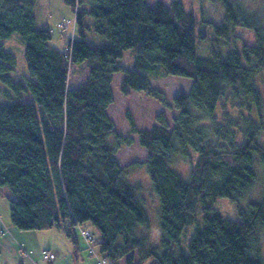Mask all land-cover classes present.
Masks as SVG:
<instances>
[{"label": "trees", "instance_id": "16d2710c", "mask_svg": "<svg viewBox=\"0 0 264 264\" xmlns=\"http://www.w3.org/2000/svg\"><path fill=\"white\" fill-rule=\"evenodd\" d=\"M65 1L80 37L59 49L51 43L52 30L37 24L38 0H0V84L7 97L30 93L35 100L0 103V193L7 187L17 196L10 203L12 225L63 231L76 260L83 250L76 228L90 222L97 235L85 241L95 264L122 258L126 264H264L256 252L264 230V193L244 202L259 169L264 171V97L256 81L264 76L263 15L238 0H220L225 14L212 25L221 43L226 46L237 27L253 29L256 43L201 56L197 45L206 34L196 33L194 12L179 0L152 6L147 0ZM87 16L108 43L86 40ZM13 33L25 41L28 78L10 74L17 61L4 40ZM128 49L134 51L131 68L119 63ZM116 73L123 74V94L145 92L178 111L173 126L162 111L142 129L126 110L130 132L147 151L145 161L126 166L116 157L119 140L130 146L133 139L122 136L108 112ZM72 75L76 87L69 84ZM168 75L192 79L190 90L172 103L149 79ZM179 159L190 163L188 177L176 169ZM136 166L146 168L160 201L162 234L156 245L150 242L140 184L128 179ZM218 198L237 203L240 220L214 211ZM199 209L203 223L185 253L180 237L198 221Z\"/></svg>", "mask_w": 264, "mask_h": 264}, {"label": "rangeland", "instance_id": "374dc122", "mask_svg": "<svg viewBox=\"0 0 264 264\" xmlns=\"http://www.w3.org/2000/svg\"><path fill=\"white\" fill-rule=\"evenodd\" d=\"M157 0H147L149 6H152ZM164 3H168L169 0H161ZM185 8L192 10L196 17V33L204 32L206 37L202 39L197 45V52L201 56H207L213 49L220 48L223 51L229 49L228 47H241L244 43L254 45L256 43V37L254 30L251 28L237 27L234 32L231 33L228 44L226 46L221 42L223 37L217 35L214 31L212 23L219 24L225 14V8L220 0H179ZM244 4L245 9L250 12H257L263 15L262 22L264 25V0H238ZM34 15L36 16L37 24L40 26H46L52 30L51 43L59 49H65L68 45L71 37H80L78 28L75 26L73 33L71 27L64 29L66 26L63 21L74 20V11L72 6L65 0H38L34 8ZM86 24L90 27L84 28V37L91 44L103 45L108 43L109 40L98 34L93 29V18L91 16L86 17ZM25 41L19 33H13L10 37L4 40V48L13 53L16 57V69L10 74L14 79L28 78L30 74L27 69V63L25 59ZM134 61L133 49H128L124 52V55L119 59V63L125 67L131 68ZM151 75V74H150ZM122 73H116L112 82V89L114 92V102L109 106L108 112L112 120L115 122L116 128L121 132L123 137H131L133 143L128 146L122 140H119L121 147L116 153L117 160L121 166H126L133 161H145L147 158V151L139 145L138 135L130 132V126L125 116L127 109L131 110L137 125L140 128H150L154 124L155 117L158 113L164 111L167 115V120L170 126H173V120L177 116L178 111L174 108H166L160 102L147 95L145 92L132 91L129 95H125L120 90V83L122 79ZM153 87L160 88L164 91L167 99L170 103L173 102V97L181 91L188 92L192 85V79L168 75L164 78L154 79L149 78ZM257 84L260 87L264 97V76L258 75L256 78ZM69 84L72 87L75 85V76H70ZM7 89L0 84V103H7L13 100H17L21 103L35 102L33 96L30 93H22L21 95H13L7 97L5 93ZM115 141L113 136L110 137ZM262 140L264 141V132L262 134ZM175 167L185 177H188L191 165L186 160H177ZM128 179L131 183L140 184L139 196L141 197L150 220L149 238L152 244H159L161 239V228H160V201L158 196L154 193L150 176L148 175L144 166H136L133 170L128 173ZM264 193V171L259 169V178L255 186L249 193L248 197L244 199L247 201L260 200ZM17 199V196L13 194L7 187H4L0 193V211L5 218H10V203L11 200ZM242 203V202H241ZM214 211L219 212L222 216L232 219L240 220L238 213L237 203L231 202L228 198H218L212 203ZM7 217H6V216ZM203 223V213L198 210V221L186 227L182 233L179 241L180 249L187 253L188 243L192 234L196 231L197 227ZM83 230H91L96 235L94 227L90 222H86L82 225ZM48 230V229H46ZM1 234H4V229H0ZM60 234L65 238V242L69 246H72L65 233L61 230ZM143 230H141L142 232ZM81 228H76V233L80 239V245L82 246L81 255L84 259H91L95 262V257L88 255L87 244L85 237L81 234ZM99 238V237H98ZM63 253H68L66 246L60 244ZM96 250H99V246H94ZM46 251H49L53 256L45 257ZM257 254L261 257L264 262V230L261 231L259 243L256 248ZM43 259L51 261L58 259L59 255L56 256L52 250H44L42 253ZM75 260V257L71 256V260ZM138 257L136 256L135 261L137 262ZM75 262V261H74ZM65 263V262H64ZM63 263V264H64ZM108 264H126L122 258L116 263L108 261Z\"/></svg>", "mask_w": 264, "mask_h": 264}, {"label": "crops", "instance_id": "0c3cea01", "mask_svg": "<svg viewBox=\"0 0 264 264\" xmlns=\"http://www.w3.org/2000/svg\"><path fill=\"white\" fill-rule=\"evenodd\" d=\"M0 229H4V234H0V264H95L93 260L84 259L82 255L76 260H71L72 246L65 242V238L56 228L19 230L12 225L10 218H5L0 211ZM61 243L66 246L68 253L62 252ZM44 250L54 251L56 256L59 255L58 259L55 260L56 257L51 261L44 260Z\"/></svg>", "mask_w": 264, "mask_h": 264}, {"label": "built area", "instance_id": "2783aa9c", "mask_svg": "<svg viewBox=\"0 0 264 264\" xmlns=\"http://www.w3.org/2000/svg\"><path fill=\"white\" fill-rule=\"evenodd\" d=\"M81 231H82V234L86 238L87 241L92 242V241L95 240V235H94L93 232H91V230H89V229L86 230V233H85V231L83 229ZM46 253L47 254H45V257H49V255L53 256V254L50 253L49 251H46ZM105 262H106L105 259H102V260L98 259V264H105Z\"/></svg>", "mask_w": 264, "mask_h": 264}, {"label": "bare ground", "instance_id": "6f19581e", "mask_svg": "<svg viewBox=\"0 0 264 264\" xmlns=\"http://www.w3.org/2000/svg\"><path fill=\"white\" fill-rule=\"evenodd\" d=\"M64 23H65V27L66 28H69V27H71V25H72V27H73V29L75 30V23H76V21L75 20H65V21H63ZM109 109V108H108ZM149 175V174H148Z\"/></svg>", "mask_w": 264, "mask_h": 264}]
</instances>
